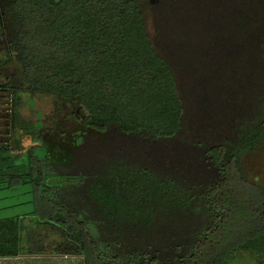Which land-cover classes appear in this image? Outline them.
<instances>
[{
    "label": "trees",
    "instance_id": "16d2710c",
    "mask_svg": "<svg viewBox=\"0 0 264 264\" xmlns=\"http://www.w3.org/2000/svg\"><path fill=\"white\" fill-rule=\"evenodd\" d=\"M1 5L19 66L0 67L12 102L0 189L31 185L29 214L61 236L54 252L86 264H238L246 252L264 264V174L245 165L264 158V0ZM24 92L52 95L73 131L23 120ZM17 129L31 139L23 158ZM24 219L0 218V257L27 251Z\"/></svg>",
    "mask_w": 264,
    "mask_h": 264
},
{
    "label": "rangeland",
    "instance_id": "374dc122",
    "mask_svg": "<svg viewBox=\"0 0 264 264\" xmlns=\"http://www.w3.org/2000/svg\"><path fill=\"white\" fill-rule=\"evenodd\" d=\"M147 27L149 32L152 34L154 32L153 27V19L151 14H148L147 19ZM5 19L3 17V10L0 0V67L3 65L7 66H19L18 59L16 54L8 49L5 38H4V29ZM2 74H0L1 77ZM1 81V80H0ZM22 97L21 104L17 107V111L21 114L23 120L31 121L37 127L42 126L43 124L46 126V120L48 117L54 119V124H52L51 128L57 133L60 129H64L68 132H72L74 129V125L70 122L66 125L65 122H62L61 116L64 115L62 111L58 115L53 114L54 110V102L53 96L48 94H30L27 92L20 94ZM12 102L11 96L5 93L0 92V142H9L11 126H12ZM20 127V124L17 123ZM52 139V143L54 141V145H57V141L55 139L54 134L49 132ZM14 143L16 144L15 153H18L21 158L25 156L28 146L30 145L31 139L29 136L22 132L20 129H17L14 133ZM68 138L64 137L66 143H70ZM246 168L247 170L253 174L254 176H262L264 174V158L258 153H250L249 156L246 157ZM37 207V202L35 199V194L31 188L30 184L21 185L17 184L13 187H7L0 189V218L23 215L25 216L24 221V239L23 245L27 249L24 252L27 255H36L43 254L44 258L41 259H30L24 258L15 260L12 264H71V259H61V253H56L52 249L57 241L61 239L59 232L54 228L43 227L41 225H37L36 214H29V212L34 211ZM40 250L42 252H40ZM246 252H241L240 260H238V264H258V261L255 257H246ZM72 255V254H67ZM74 255H72L73 257ZM49 257V258H47ZM75 259H82L81 255H76ZM54 258V259H53ZM86 264L83 259L81 264ZM232 263V262H231ZM74 264H77L74 262ZM79 264V263H78ZM232 264H237L233 261Z\"/></svg>",
    "mask_w": 264,
    "mask_h": 264
},
{
    "label": "crops",
    "instance_id": "0c3cea01",
    "mask_svg": "<svg viewBox=\"0 0 264 264\" xmlns=\"http://www.w3.org/2000/svg\"><path fill=\"white\" fill-rule=\"evenodd\" d=\"M43 256H44L43 254H36V255H30L29 256V255H27L25 253H21L18 256H14V257H0V264H12L13 261L19 260V259H24V258H29L28 260H30V259H32V260L36 259L37 260V259L44 258ZM66 256H67V258L70 257L68 259H71L72 258L71 259L72 260L71 261V264H74V262H76V260H77V264L78 263L81 264L82 260L84 259V257L82 255H81V258L82 259H75L76 258L75 257L76 255H74L72 257V255H67V254L60 255V258L61 259H66L65 258ZM47 258H49V257H47Z\"/></svg>",
    "mask_w": 264,
    "mask_h": 264
}]
</instances>
